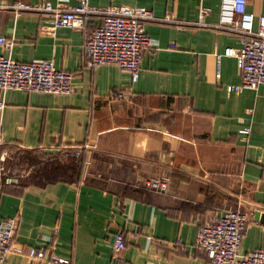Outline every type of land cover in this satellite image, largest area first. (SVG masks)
Wrapping results in <instances>:
<instances>
[{"label":"crops","instance_id":"crops-1","mask_svg":"<svg viewBox=\"0 0 264 264\" xmlns=\"http://www.w3.org/2000/svg\"><path fill=\"white\" fill-rule=\"evenodd\" d=\"M17 1L59 3L0 0V35L14 40L12 50L0 45V52L22 62L53 59L75 75L64 94L9 89L0 111L3 144L54 152L84 146L85 160L79 181L0 186V221L19 216L16 240L70 262L9 253L2 264H209L195 245L201 225L238 207L249 218L240 251L264 247V222L254 218L255 210L264 212V84L228 92V84L241 81L233 55L222 56L216 77L217 52L240 47L236 33L214 26L220 0H88L176 19L146 21L156 44L146 50L137 80L116 63L85 64V35L102 15L89 14L83 29L50 32V13L17 16L10 7ZM248 1L257 26L264 0ZM201 5L210 9L205 24L198 22ZM115 89L128 96L113 97ZM166 174L167 192L142 184ZM118 229L127 244L115 260Z\"/></svg>","mask_w":264,"mask_h":264},{"label":"built area","instance_id":"built-area-1","mask_svg":"<svg viewBox=\"0 0 264 264\" xmlns=\"http://www.w3.org/2000/svg\"><path fill=\"white\" fill-rule=\"evenodd\" d=\"M61 1L56 4L50 1L44 3L17 1L10 7L17 16L29 10L50 13L49 24L46 25V29L50 32H54L62 25L83 29L89 14L102 15L101 23L85 35L83 44L85 64L93 67L100 63H116L121 69L131 72L133 80H137L140 76L141 63L146 50L156 44V40L147 34L146 21L155 19L177 22L169 15L157 18L148 8L142 6L112 4L100 7L89 4L88 0H80L76 5L63 6ZM220 2L219 21L214 26L236 33L239 36L240 47L235 49L230 46L222 53L217 52L216 77L221 76L222 56L233 55L237 57L241 68V81L228 84L227 91L241 92L247 87L257 88L264 84V13L258 17V25L255 26L254 15L248 10V0H220ZM209 11V7L201 5L199 23H206L203 17ZM0 45L8 46L12 50L14 40L0 35ZM74 75V71L57 68L53 59L22 62L11 57L10 54L4 55L0 52V111L4 108L5 95L9 89L64 94L73 90ZM111 94L116 98L128 96L124 89H115ZM252 111L253 107L248 108V112ZM250 129L248 125L241 131L248 134ZM0 144H3L1 131ZM83 147L72 145L69 148L73 150L74 155L82 158ZM169 181L170 176L166 174L161 177L150 176L143 179L142 184L158 192H167ZM8 183H19L18 176L10 178ZM18 223V215L0 221V264L9 253L25 254L33 262L52 260L61 263L70 262L69 258L47 255L45 248L29 246L16 240ZM248 223L249 218L239 207L214 213L201 225L195 245L207 252L209 264H264V247L252 248L246 253L240 251L243 233ZM137 231L138 228L135 227L134 232ZM114 238L113 255L116 260L118 251L127 244L124 230L118 229ZM48 240L53 242L54 236L51 235Z\"/></svg>","mask_w":264,"mask_h":264},{"label":"rangeland","instance_id":"rangeland-1","mask_svg":"<svg viewBox=\"0 0 264 264\" xmlns=\"http://www.w3.org/2000/svg\"><path fill=\"white\" fill-rule=\"evenodd\" d=\"M72 151L67 147L54 152L0 144V185L11 184L8 183L9 179L16 176L19 182H26L33 177L64 174L77 176L74 168L80 167L79 160L82 161V158L74 155Z\"/></svg>","mask_w":264,"mask_h":264},{"label":"trees","instance_id":"trees-1","mask_svg":"<svg viewBox=\"0 0 264 264\" xmlns=\"http://www.w3.org/2000/svg\"><path fill=\"white\" fill-rule=\"evenodd\" d=\"M37 149H39V148H37ZM83 155V154H82ZM84 160H85V158H84V155L82 156V161L81 160H79V162H80V167H75L74 168V171L75 172H77V176H71V175H68V174H64V175H58V176H56V175H53V176H47V177H43V178H41V177H33L32 179H29V180H27L26 182H40V183H42V182H50V181H53V180H58V179H62V180H69V181H79V179H81V177L83 176V166H84ZM56 169H59V168H56ZM53 172H57V171H53ZM22 182H19V183H17V184H21ZM17 184H4V185H0V186H7V185H17ZM146 187V186H145ZM143 189H145L144 187H143ZM147 189V188H146Z\"/></svg>","mask_w":264,"mask_h":264},{"label":"water","instance_id":"water-1","mask_svg":"<svg viewBox=\"0 0 264 264\" xmlns=\"http://www.w3.org/2000/svg\"><path fill=\"white\" fill-rule=\"evenodd\" d=\"M254 218L260 219L262 222H264V212H260V210H255Z\"/></svg>","mask_w":264,"mask_h":264}]
</instances>
